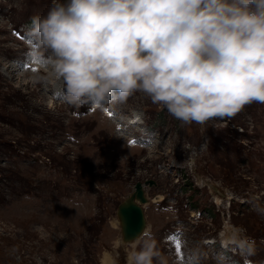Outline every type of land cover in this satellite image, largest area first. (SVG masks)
<instances>
[{
  "label": "rangeland",
  "instance_id": "rangeland-1",
  "mask_svg": "<svg viewBox=\"0 0 264 264\" xmlns=\"http://www.w3.org/2000/svg\"><path fill=\"white\" fill-rule=\"evenodd\" d=\"M51 4L0 0V264H132L146 242L154 264H244L246 238L264 264V104L203 126L142 93L71 105L30 35ZM138 182L146 229L125 242Z\"/></svg>",
  "mask_w": 264,
  "mask_h": 264
},
{
  "label": "clouds",
  "instance_id": "clouds-1",
  "mask_svg": "<svg viewBox=\"0 0 264 264\" xmlns=\"http://www.w3.org/2000/svg\"><path fill=\"white\" fill-rule=\"evenodd\" d=\"M30 35L43 79L61 82L77 107L142 93L203 126L264 104V0H52ZM242 244L244 264H254L256 241ZM159 255L146 242L132 264Z\"/></svg>",
  "mask_w": 264,
  "mask_h": 264
},
{
  "label": "water",
  "instance_id": "water-1",
  "mask_svg": "<svg viewBox=\"0 0 264 264\" xmlns=\"http://www.w3.org/2000/svg\"><path fill=\"white\" fill-rule=\"evenodd\" d=\"M152 184L153 182L149 181L145 185ZM146 202L144 185L138 182L135 191L119 206L118 216L125 242H133L143 234L146 228L143 204Z\"/></svg>",
  "mask_w": 264,
  "mask_h": 264
},
{
  "label": "bare ground",
  "instance_id": "bare-ground-1",
  "mask_svg": "<svg viewBox=\"0 0 264 264\" xmlns=\"http://www.w3.org/2000/svg\"><path fill=\"white\" fill-rule=\"evenodd\" d=\"M146 229V228H145Z\"/></svg>",
  "mask_w": 264,
  "mask_h": 264
}]
</instances>
